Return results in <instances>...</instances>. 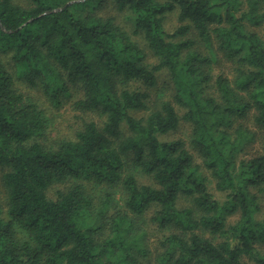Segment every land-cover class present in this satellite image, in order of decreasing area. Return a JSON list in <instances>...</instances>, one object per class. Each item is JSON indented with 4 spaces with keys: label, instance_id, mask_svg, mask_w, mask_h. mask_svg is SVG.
<instances>
[{
    "label": "trees",
    "instance_id": "16d2710c",
    "mask_svg": "<svg viewBox=\"0 0 264 264\" xmlns=\"http://www.w3.org/2000/svg\"><path fill=\"white\" fill-rule=\"evenodd\" d=\"M262 21L264 0H0V264H142L149 224L169 232L156 264H264V145L248 152L243 125L264 131V26L247 29ZM163 72L170 97L135 116ZM23 85L56 108L75 90L98 120L51 135ZM181 122L222 200L183 141L160 139Z\"/></svg>",
    "mask_w": 264,
    "mask_h": 264
},
{
    "label": "rangeland",
    "instance_id": "374dc122",
    "mask_svg": "<svg viewBox=\"0 0 264 264\" xmlns=\"http://www.w3.org/2000/svg\"><path fill=\"white\" fill-rule=\"evenodd\" d=\"M20 4H23L24 0H15ZM111 9L109 7H105L100 11L102 15H108L114 14L116 16L117 22L122 25L125 29L127 25V21L123 17L122 13H111ZM179 23L177 21L176 15L171 14L167 17L165 21V29L171 33L173 32L177 27ZM262 26H264V21H262L261 26H258L257 24H252L247 22V29L251 32H255L258 34H261L262 31ZM186 38H190L196 42V48H198L203 54L211 56L215 55V60L213 61L211 65V70L214 76H217L219 74H224L228 77L232 76V64L231 62H228L226 59H224L219 52H217L215 45H213V48L206 49L204 48L199 41H197L196 34L194 31H191L189 35ZM138 41L142 45L143 43L141 42L140 38L138 37ZM149 62L154 63L155 59L154 58H149ZM168 76L166 73H160L158 77V83L157 85L150 90V98L148 99V107L146 110L141 111V112H136L134 115L135 116H144L146 115L150 110H152L160 100L162 99H168L171 95V87L168 82ZM23 91L28 94V96H31L33 100L39 103L41 108L44 110L45 114L49 117L50 119V128H51V135H59V136H65V137H70L74 135V132L81 128L82 124L84 121H90L94 120L97 121L98 116L93 113H82L76 108H74L73 104V99L76 97L75 90H69L70 94L67 96V98L63 99V103L60 107H54L52 104L49 103L47 98L43 97L38 89L36 90H29L25 85L22 86ZM251 117V116H250ZM243 125L249 128L251 131L256 133V139L253 144H251L248 148V152L250 153H255L261 149L262 145H264V131L259 130L256 128V126L253 124L251 118L244 120ZM190 134H191V127L184 123L181 122L179 126L177 127L176 130L169 132L166 135H163L160 137V139L165 140V141H171V140H181L184 142L185 147L189 150V152L193 155V160L196 165L200 167V173L201 175L206 179V184L209 189V192L212 193L215 198L218 200L223 199V195L218 192L215 189L214 186V180L211 177V174L208 170H206L204 167H202V161L198 153L193 150V148L190 146ZM4 169L0 167V201H3L4 199V193L2 189V184H1V175L4 172ZM142 182L144 183H149L150 179L147 177H143L141 179ZM259 201L261 204V210L258 213V218H263L264 217V194L259 195ZM178 206L180 208H186L190 207L192 205L191 201L188 198L185 197H180L178 200ZM149 211L147 215H145L143 221H145V224L149 220V217L151 215ZM147 236L145 238L146 244L148 246V249L150 251L149 256L147 259H144L142 261V264H156L154 261L155 255L158 253L159 250H161V241L164 239L165 236L169 234L167 231H160L155 229L152 225L147 226ZM172 233V232H170ZM207 235V233H205ZM243 261L246 264H254L252 261H250L247 258H244Z\"/></svg>",
    "mask_w": 264,
    "mask_h": 264
}]
</instances>
